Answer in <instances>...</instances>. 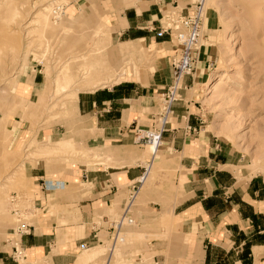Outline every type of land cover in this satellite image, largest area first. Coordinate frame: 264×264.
I'll list each match as a JSON object with an SVG mask.
<instances>
[{"label":"crops","instance_id":"0c3cea01","mask_svg":"<svg viewBox=\"0 0 264 264\" xmlns=\"http://www.w3.org/2000/svg\"><path fill=\"white\" fill-rule=\"evenodd\" d=\"M93 1L98 18L109 25L116 40L113 54L126 55V65L120 67L119 81L78 92L74 108L77 122L73 120L72 134L67 137L73 139L75 149L109 148L112 159L109 165L73 161L56 173L24 167L28 193L40 208L48 205V193L75 191L70 197H78L79 219L61 225V217H39L29 235L15 237L24 249L23 264H83V249L99 242L83 252L84 258H89V252L97 247L107 248L100 240H109L111 233L93 222V214L123 209L133 185L144 191L139 212L167 211L176 227L172 241L153 239L148 249L139 247L143 252L141 264H264V181L254 177L243 183L234 175L231 167L239 162L235 151L208 125L199 104V86L214 60V44L200 51L192 76L184 78L186 88L171 107L156 153L143 157L145 145L136 142V130L155 125L157 101L170 84L171 62L179 54L174 41L160 31L161 19L174 5L187 7L189 0ZM80 8L73 3L66 16L73 15V19ZM212 19L206 26L214 31ZM207 40L213 41V37ZM29 78L30 82L21 77L12 93V105L0 112V120L6 114V130L14 135L13 151L34 137L53 142L66 134L61 124L39 130L27 128L21 111L12 114L19 99L34 102L43 88L40 76ZM145 163L163 169L155 172L152 182L149 177L140 182L148 174ZM41 180L46 182L45 191H38ZM12 235L9 231L0 239V264H18L9 255L7 242Z\"/></svg>","mask_w":264,"mask_h":264},{"label":"rangeland","instance_id":"374dc122","mask_svg":"<svg viewBox=\"0 0 264 264\" xmlns=\"http://www.w3.org/2000/svg\"><path fill=\"white\" fill-rule=\"evenodd\" d=\"M11 1L14 5L9 0L8 10L6 8L2 12L13 15L9 19L13 18L16 21H13L10 28L3 27L5 30L0 27L4 32V34L0 32V41L5 39V31H11L13 36L11 40L9 39V44L14 45L17 57L11 62L7 50L9 44H6V39L3 40L0 43L2 44L0 45V112H5L12 105V93L21 77L26 76L30 82L29 77L36 74L43 80V88L37 92L34 102L25 103L23 99H19L18 106L12 114L21 111V120L28 123L27 128L39 130L61 124L66 134L53 142L34 137L17 151H13L11 144L14 135L6 130V114L3 115L0 120V239L18 225L15 215L9 212L10 195L17 193L22 196L19 206L23 209H26L33 197L31 192L28 193L29 180L25 172L26 167H42L50 173H56L64 164L73 161L79 163L86 161L89 165L98 163L109 165L104 162V158H100V161L95 158L102 152L111 151L109 148L104 151L75 149L73 139L67 136L72 134L71 125L73 120H76L74 108L78 92L109 85L106 83L110 80L100 84L96 83L94 78L92 82L90 80H93L94 75L90 80H81L79 75L82 70L80 66H83L81 61L69 60L68 56L80 50L89 52L85 47L90 46V39L97 38L95 42L98 43L99 49L89 54L94 58V62L105 63L101 70L102 77L107 79L106 77L113 76L115 79L119 72H122L120 67L126 65V55L113 54L117 46L116 40L111 37L109 25L98 18L93 0L58 1L52 9L59 10L60 16L57 19H54L53 14L49 17V28L46 31L38 28L39 25L27 28L25 25L32 20L31 17L36 10L57 0ZM22 3H25L26 11L19 12L18 8ZM73 3L80 5L81 8L80 13L74 15L72 19L73 15L68 17L66 13L69 15L68 11ZM11 7H14L15 12L12 8L13 13H7ZM205 12L206 20L201 39L193 54L197 60V55L202 49L214 44L215 57L205 78L214 77V79L210 83L204 80L199 86V104L207 116L208 125L214 129L219 138L229 142L235 151V159L238 158L239 162L231 167L234 175L243 183L254 177L264 181V0H207ZM211 17L215 23L214 31L207 30L206 26ZM74 19L78 22H74ZM2 20L4 21L0 19V25L5 26L6 19ZM164 22L162 18L161 23ZM33 24L35 23H31ZM107 26L110 41L102 42L104 39L102 36L108 33ZM67 29L69 33H66ZM208 37H213V41L207 40ZM35 48L39 50V54L33 52ZM24 51L25 54H22ZM134 54L135 51L132 55ZM40 55H43V58H40L42 60L38 59L40 61L32 58H39ZM137 55L140 56L141 53ZM89 59L83 57V62ZM19 68L23 69L21 75H18L15 82L8 83ZM157 106L160 110L161 100L157 101ZM58 148L60 151L58 156H38L42 151ZM144 149L143 157L148 158L144 155L152 154V151L147 147ZM145 164L150 165V163ZM162 170V167L153 165L142 183H145L147 177H149L148 181L152 182L156 176L155 172ZM74 192L65 189V191L48 193V205L26 213V222L33 225L39 217L45 215L61 217L58 222L61 225L70 220L76 222L79 219L76 217L78 197L73 199L70 197ZM143 192V189L137 190L129 202H126L130 205L129 215L136 223L123 229L121 241H118L111 254L108 253L110 242L104 237L100 241L107 248L97 247L89 252V258H84L83 252L97 246L99 242L82 250L80 258L83 264H131L128 259L141 264L143 252L139 247L144 245V250L148 249L153 239L172 241L176 227L172 224L171 215L167 211L159 214L139 212L143 205ZM121 213L122 209L119 207L115 210L95 212L93 222L107 228L109 222L117 220ZM137 232L140 234L137 235ZM121 254L123 256H120ZM86 255L85 253V257Z\"/></svg>","mask_w":264,"mask_h":264},{"label":"built area","instance_id":"2783aa9c","mask_svg":"<svg viewBox=\"0 0 264 264\" xmlns=\"http://www.w3.org/2000/svg\"><path fill=\"white\" fill-rule=\"evenodd\" d=\"M207 0H189L187 7L174 5L173 8L163 16L164 24L160 23V31L167 34L178 48L179 54L171 62V81L168 87L161 95V109L159 110L155 125L145 131L136 130V142L143 145H161L162 134L168 125V119L171 114V107L180 99V91L184 90V78L192 76L195 69L196 56L193 54L197 50L200 42L204 23L206 20ZM140 184V182L138 181ZM46 182L41 180L38 185V191H45ZM138 188L133 185L131 188L130 199L137 192ZM22 196L12 193L8 200L9 212L15 215L17 226L12 231L13 239L8 240L10 245V257L18 263H24V249L15 241V237L29 235L32 230V224L26 222V213L40 208L35 197L29 201L26 209L20 208L19 200ZM23 200V199H22ZM130 205L126 204L121 215L117 220L109 222L107 227L111 235L109 238L110 247L108 253L121 241L123 229L135 225V220L130 217ZM107 221V220H106Z\"/></svg>","mask_w":264,"mask_h":264},{"label":"bare ground","instance_id":"6f19581e","mask_svg":"<svg viewBox=\"0 0 264 264\" xmlns=\"http://www.w3.org/2000/svg\"><path fill=\"white\" fill-rule=\"evenodd\" d=\"M58 1H63V0H57L56 2H54V3H51V4H49L48 6H43V7H41L39 10H36V12L33 14V16L31 17V21L29 22V23H27L26 25H25V28H27V27H32V26H34V25H39V27L38 28H40L42 31H46L48 28H49V17L53 14L54 16V19H57L59 16H60V14H59V10L58 11H53V9H52V7H53V5H55ZM10 2L13 4V1H11L10 0ZM9 0H0V19H1V21H4V20H2V19H6L5 21H6V23H5V26L4 25H0V27L1 28H3V27H6V29L7 28H10L9 26H11L15 21L13 20V18H10L9 19V17H13V15L12 16H10V15H8L9 13L8 12H12L11 11V9L13 8L14 9V7H11L10 8V10L9 11H7V13L8 14H4V12H2L4 9H6V10H8V6H10L9 5ZM39 2V1H38ZM37 2V3H38ZM35 4V3H34ZM14 5V4H13ZM12 5V6H13ZM33 5V4H32ZM17 9V8H16ZM19 12L21 11V10H24V11H26V6H25V3H22L20 6H19ZM13 12H15V9H14V11ZM12 12V13H13ZM19 12L17 11V15L19 16L20 14H19ZM3 13V14H2ZM11 13V14H12ZM15 14V13H14ZM16 16V15H15ZM16 17H14V19H15ZM17 19H18V17H17ZM0 21V22H1ZM14 21V22H13ZM74 22H78V20H76V19H74L73 20ZM11 23V24H10ZM31 23H35V24H33V25H31ZM31 25V26H30ZM14 26V25H13ZM35 27H37V26H35ZM0 28V32L2 33L3 32V30ZM4 29V28H3ZM5 30V29H4ZM59 30H61V27H59ZM8 31V30H7ZM65 31V30H64ZM69 30L67 29V31H66V33H69L68 32ZM10 32V33H9ZM9 32H6L5 31V39H3V40H5V42H6V44H9V39L11 40V37L13 36V34H11V31H9ZM3 34H4V32H3ZM81 37V36H80ZM102 38H104L103 40H102V42H108L109 41V34L108 33H104V35L102 36ZM97 38H95V40H96ZM2 40V41H3ZM95 40H91L90 39V46L88 45L87 47H85V48H87V49H89L88 51L89 52H81V50H80V52H75L73 55L71 54V56H68L69 57V60L70 59H79L80 61H81V63H82V67L80 66V68H82V70L80 71L81 72V74H79L80 75V77H81V80H90V79H92L91 77H93L92 75H94V77H93V80H90V81H94V78H95V81H96V83H100V84H104L105 83V81H108V80H110V81H119V79H118V76H117V78H113V76L112 77H106L107 79H105V77H102V73H101V70L103 69V67L105 66V63L103 62V63H97V62H94V58H91V56H90V52L91 53H93V51L94 50H96L97 48H98V43L97 42H95ZM2 41H0V43H2ZM87 41V40H86ZM12 43V42H11ZM86 43H88L89 44V41H87ZM0 45H2V44H0ZM14 45H11V44H9L8 45V47H7V50H8V57H10V60H11V62H13L14 60H15V58L17 57L16 55V51L14 50V47H13ZM81 46H83V45H81ZM80 46V47H81ZM77 47V46H76ZM47 48V47H46ZM72 48V47H71ZM82 49H84V47H81ZM27 49V48H26ZM99 49V48H98ZM47 49H45V51H46ZM33 52L34 53H36V54H39L38 52H39V50L37 49V48H35L34 50H33ZM44 53V52H43ZM22 54H25V51L22 53ZM96 54V53H95ZM10 55V56H9ZM43 55H45V54H43ZM43 55H40V57L39 58H37V57H32V58H36L35 60H38V59H40V58H43ZM120 55V54H119ZM90 56V57H89ZM83 57H88V58H90L89 60H87V62H83ZM85 59V58H84ZM40 60H42V59H40ZM40 60H38V61H40ZM76 60V61H77ZM23 65H25V64H23ZM39 65V64H38ZM100 70V71H99ZM22 71H23V69L22 68H19L18 69V71L16 72V75H13L12 77H11V79H9V81H8V83H11V82H15V80H16V78H18V75H21V73H22ZM78 72V71H77ZM78 74V73H77ZM78 75V76H79ZM213 79H214V77H209L208 79H205L206 80V83H210L211 81H213ZM8 80V79H7ZM89 81V82H90ZM7 83V84H8ZM6 84V85H7ZM73 84H75L74 82H73ZM65 88V87H64ZM61 89H63L62 87H61ZM64 90V89H63ZM145 147H147V148H149V149H151V151H152V155H154L155 153H156V151H157V148L158 147H156V146H154V145H146ZM60 154V151H59V148L58 149H53V150H46V151H42V152H40V153H38V156H41V157H49V156H58ZM112 152L111 151H105V152H102L101 154H99V155H96L95 156V158L96 159H98V161H100V158H104L105 159V161L106 162H109L111 159H112ZM34 156V155H33ZM116 162V161H115ZM151 165H149V166H147V170H148V172H149V170L151 169ZM145 176L143 177V178H141V180H140V182H142V181H144L145 180Z\"/></svg>","mask_w":264,"mask_h":264}]
</instances>
